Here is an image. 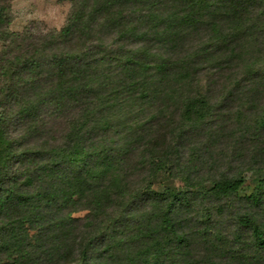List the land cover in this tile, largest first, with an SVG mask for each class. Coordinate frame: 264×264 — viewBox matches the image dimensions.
Masks as SVG:
<instances>
[{"label": "trees", "instance_id": "1", "mask_svg": "<svg viewBox=\"0 0 264 264\" xmlns=\"http://www.w3.org/2000/svg\"><path fill=\"white\" fill-rule=\"evenodd\" d=\"M12 1L0 264H264V0Z\"/></svg>", "mask_w": 264, "mask_h": 264}, {"label": "rangeland", "instance_id": "2", "mask_svg": "<svg viewBox=\"0 0 264 264\" xmlns=\"http://www.w3.org/2000/svg\"><path fill=\"white\" fill-rule=\"evenodd\" d=\"M69 7L70 4L65 0H13L10 28L15 31H21L26 26L42 30L59 28L64 23ZM257 176V173L246 174L242 193L252 189Z\"/></svg>", "mask_w": 264, "mask_h": 264}]
</instances>
